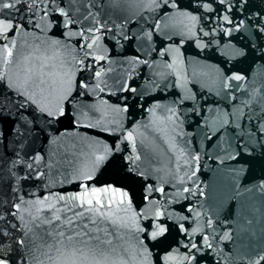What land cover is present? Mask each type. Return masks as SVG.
Returning a JSON list of instances; mask_svg holds the SVG:
<instances>
[{"label": "water", "instance_id": "water-1", "mask_svg": "<svg viewBox=\"0 0 264 264\" xmlns=\"http://www.w3.org/2000/svg\"><path fill=\"white\" fill-rule=\"evenodd\" d=\"M172 2L183 7H170L164 15L162 5L136 0L137 10L127 14V22L123 15L118 18L110 11L109 0H104L99 13L91 9L98 20L107 14L117 25L112 31L120 36L127 32L130 39L113 37L111 32L96 33L100 39L89 50L84 74L91 78L95 67L100 76L89 81L91 100L81 97L71 105L74 122L68 121L69 100L62 102L66 115L60 119L45 123L39 111L33 113L38 119H22L21 124L30 120V127L39 125L42 130L26 133L28 139L22 145L16 143L23 137H17L15 131L7 140L0 136V200L5 201V207L9 200L15 202L17 195L21 204L28 201V210L22 207L18 215L25 216L21 229L25 222L31 227L28 212L42 218L49 210L55 211L61 203L58 195H72L78 181L84 179L71 171L67 162L58 168L49 162L64 161L67 155L84 173L92 175L86 182L108 183L117 177L105 171L106 163L96 165L95 157L107 152L110 158L113 153L108 150L115 140V154L125 156L133 174L141 173L143 183L152 182L153 186L149 190L134 185L137 194L129 192L131 204L125 198V204L114 203L111 209L103 210L116 222V234L111 237L116 255L88 259L85 264H264V138L255 131L264 119V0H247L246 11L241 9L236 17L243 24L239 31L230 33L225 30L234 25L212 18L216 4L211 0ZM235 3L232 0L234 11ZM153 25L158 27L153 30ZM105 37L116 45L114 50ZM75 39L57 43L51 29H45L20 32L14 42L6 41L7 47H0V77H5L0 79V92L7 95L39 76L58 77L65 86L71 80L70 95H74L84 68L77 63L83 51L74 47ZM9 48L11 57L7 56ZM101 55L104 61H94ZM236 75L244 79L232 80ZM122 86L136 88L131 99H124L128 93L121 91ZM137 97L139 103L132 109ZM126 104L128 111L123 110ZM90 106L99 119L89 111ZM12 119H16L15 113ZM3 128L0 122V130ZM129 132L132 141L126 139ZM149 149L155 154L154 161L147 157ZM39 150L45 159L34 167L48 178L41 176L37 181L29 176L22 180V165L13 163L12 154L19 151L23 157L25 152ZM197 156L199 159H194ZM45 163H49L48 168ZM42 194L46 199L39 204ZM141 194L148 199L140 201ZM157 213L163 215L157 219ZM165 219L176 228L151 239L145 226L151 222L152 231H156V225ZM180 225L184 228L177 235ZM222 234H228L229 239H222ZM202 236L212 246L193 251L197 260L187 259L185 237L197 241ZM173 237L176 243H172ZM41 259L52 264L45 256Z\"/></svg>", "mask_w": 264, "mask_h": 264}, {"label": "snow or ice", "instance_id": "snow-or-ice-1", "mask_svg": "<svg viewBox=\"0 0 264 264\" xmlns=\"http://www.w3.org/2000/svg\"><path fill=\"white\" fill-rule=\"evenodd\" d=\"M151 2L154 5H162L164 15L168 14L170 7H183V5H177L172 0H151ZM103 3L104 0H100L99 4L96 0H0V47H7L6 41L13 40L14 42V37L20 32H43L45 29H51V35L58 38L57 43L60 40H69L76 37L74 47L77 51H83V57L77 63L84 65V68L80 69L81 74L76 81L77 90L74 95H70L72 93L71 80H67L65 86V81L58 77L55 79H41L39 76L26 80L23 87H15L7 95L0 92V122L4 125L3 130H0V136L5 140L15 131L17 137H23V139L16 141L17 144L22 145L23 141L28 139L26 133L31 134L33 131H42L39 125H36L35 128L30 127L32 124L30 120H26L23 124L20 123L26 117H32L33 120L38 119L33 115L36 111L42 113L45 123H49L66 115L62 102L70 100L67 104V116L68 121L71 123L75 119L72 115L73 108L71 105L79 101L81 97H85L88 101L91 100L87 92L90 87L89 81L99 77L100 71L93 67L91 78L85 75L84 72L87 70L85 60L91 55L89 50L100 39L96 33L111 32L113 37L119 36L123 40L130 39L127 32L120 36V34L112 31L117 25L109 21L107 14H102L104 16L103 20H98L97 14L91 11L92 8H95L99 13V8L103 6ZM211 3L216 4L212 18L220 17L225 23L234 25L233 28L225 30L228 33L239 31V26L243 24V20L237 21L236 17L239 15V11L244 9L247 0H236L235 11L233 10L232 0H218V2L217 0H211ZM42 5L44 6L42 7ZM188 7H191V4ZM108 8L112 13H116L118 18L123 15L125 22H127V14H134L137 10L136 0H109ZM244 10L246 11V9ZM193 11L199 12L200 9L194 8ZM37 17H39V21ZM261 18L264 19V13H261ZM249 23L251 24V21ZM119 27L122 29L123 25ZM157 27L158 25L152 26L153 30ZM257 27H260V21H257ZM261 30L264 31V28H261ZM208 34L207 32L204 33L206 36ZM148 35H151V33H148ZM105 40L111 44L107 37H105ZM115 46V44H111L113 50ZM163 54L159 53V55ZM12 55L11 48H9L7 56L11 57ZM93 59L94 61H104L105 57L101 55ZM0 79H5V77H0ZM231 79L240 81L244 77L236 75ZM94 87L98 88L99 85H94ZM121 91L128 93L124 97L127 101L132 98L131 94L136 92V88L122 86ZM137 103H139V97L130 107L135 109ZM29 107H32V111H27ZM123 110L128 111L129 106L126 104ZM89 111L96 117L94 107L90 106ZM13 113L16 114V119H12ZM96 118L99 119V117ZM249 119L252 118L249 117ZM61 123H64V121L61 120ZM255 131L261 135V138H264V119H261V123L257 125ZM208 138L211 139V136ZM126 139L133 140L131 132L127 134ZM116 148L117 145L114 140L112 148L108 150L113 153L110 158L107 152L95 157L96 165L106 163L105 171H111L114 177H117V179L108 183L98 182L97 185H93L86 182L93 179L92 175L84 173L80 167L67 159V155L64 161H50L49 163L57 168L60 163L67 162L71 165V171L83 175L84 179L78 181L77 190L72 195L69 196L66 192L58 195L61 203L58 208L53 206L55 211L49 210L42 218L39 215L33 216L28 212L31 227L25 222L23 229H21L20 222L25 221V216L18 215L22 207L26 211L28 210V201L21 204V197L17 195L16 201L9 200L5 207V201L0 200V209H2L0 211V264H44V260L41 259L42 256L47 257L52 264H56L57 261L60 264H85L88 259L100 258L102 260L106 254L115 256L116 245H113L111 237L116 234L114 227L116 222L103 210L111 209L114 203L125 204V198H127V203L131 204L132 200L129 192L132 196L137 194L134 185L149 190L153 186L152 182L143 183L141 173L136 172L133 174L134 169L130 167L131 162L126 160L125 156L115 154ZM125 150L127 151V148ZM40 151L42 150L25 152L23 157L20 156L19 151L12 154L15 156L13 163L22 165L20 168V172L23 173L22 180L26 181L29 176H34L37 181L41 176L48 178L45 172L34 167L40 160L45 159L39 154ZM241 151L243 150L241 149ZM147 157L152 161L155 160V154L150 149L147 150ZM139 158L137 156V159ZM231 158L235 159V157ZM194 159L198 160L199 157H194ZM49 163H45L44 167L48 168ZM192 174L195 175L194 169ZM56 175L59 176L60 172L57 171ZM69 179H71V176H69ZM9 189L11 190V185H9ZM159 191L164 192L165 190L159 189ZM183 191L188 192L189 189L184 188ZM117 194L119 195L118 201L116 200ZM24 195L29 194L25 193ZM45 199L46 197L42 194L37 203L43 204ZM147 199L146 195H140V201ZM180 211H184V208H181ZM161 215L163 214L157 213V219ZM210 223L211 221H209ZM145 228L149 230L150 238L155 239L166 231L176 228V226L168 224L165 219L156 225V231H152L153 224L151 222ZM183 228L184 226L180 225L176 230V234L178 235ZM110 229L113 230L110 231ZM143 230L141 229V231ZM185 239L188 241L184 245L185 257L190 260H197L196 256L192 254L193 251H202L204 245L212 246L206 236L200 237L197 241H191L188 237H185ZM222 239H229L228 234H222ZM172 243H176L174 237ZM197 264H199L198 261Z\"/></svg>", "mask_w": 264, "mask_h": 264}]
</instances>
